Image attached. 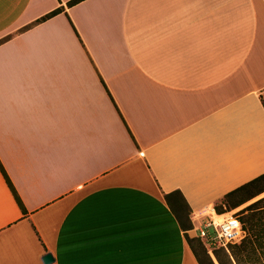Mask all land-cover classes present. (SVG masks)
<instances>
[{
    "label": "crops",
    "instance_id": "crops-1",
    "mask_svg": "<svg viewBox=\"0 0 264 264\" xmlns=\"http://www.w3.org/2000/svg\"><path fill=\"white\" fill-rule=\"evenodd\" d=\"M69 1L0 0V264H198L164 194L264 173V0Z\"/></svg>",
    "mask_w": 264,
    "mask_h": 264
},
{
    "label": "trees",
    "instance_id": "trees-1",
    "mask_svg": "<svg viewBox=\"0 0 264 264\" xmlns=\"http://www.w3.org/2000/svg\"><path fill=\"white\" fill-rule=\"evenodd\" d=\"M80 1L81 0H71L68 2V6L74 5ZM63 10V7L56 8L37 19L31 25L44 21ZM29 26L30 25L24 28ZM77 36L79 37L78 33ZM5 39L6 38L1 39L0 42ZM107 92L110 95L108 90ZM0 171L12 192L16 203L21 211L25 213L26 210L22 200L16 192L1 162ZM263 192L264 173L228 192L220 202L215 204V207L219 213L230 211ZM164 200L170 210L174 213L181 229L184 232L191 230L193 228L191 220L192 211L181 191L173 190L165 193ZM239 218L242 223V228L245 231V236L239 241L229 244L228 250L224 247H215L213 252L216 261L218 264H264V196L241 209L239 211ZM186 241L198 264H215L202 239L194 236L190 237L186 234Z\"/></svg>",
    "mask_w": 264,
    "mask_h": 264
},
{
    "label": "built area",
    "instance_id": "built-area-1",
    "mask_svg": "<svg viewBox=\"0 0 264 264\" xmlns=\"http://www.w3.org/2000/svg\"><path fill=\"white\" fill-rule=\"evenodd\" d=\"M192 230L196 231V237L204 241L210 255L214 254L215 247L228 250L229 244L239 241L245 235L238 213L234 210L219 213L215 206L208 210L199 225H193Z\"/></svg>",
    "mask_w": 264,
    "mask_h": 264
},
{
    "label": "rangeland",
    "instance_id": "rangeland-1",
    "mask_svg": "<svg viewBox=\"0 0 264 264\" xmlns=\"http://www.w3.org/2000/svg\"><path fill=\"white\" fill-rule=\"evenodd\" d=\"M263 196H264V193H261L260 195L254 197L253 199H251V200H249V201L243 203V204L240 205L239 207H236V208H234V209H232V210H234L236 213L239 214V211H240L241 209H243L244 207H246V206L249 205L250 203H252V202H254V201L260 199V198L263 197ZM194 237H196V236H194ZM213 261H214V260H213ZM214 262H215V261H214ZM215 264H216V263H215Z\"/></svg>",
    "mask_w": 264,
    "mask_h": 264
},
{
    "label": "water",
    "instance_id": "water-1",
    "mask_svg": "<svg viewBox=\"0 0 264 264\" xmlns=\"http://www.w3.org/2000/svg\"><path fill=\"white\" fill-rule=\"evenodd\" d=\"M42 261L44 264H51L54 261V257L51 252H47L42 256Z\"/></svg>",
    "mask_w": 264,
    "mask_h": 264
},
{
    "label": "snow or ice",
    "instance_id": "snow-or-ice-1",
    "mask_svg": "<svg viewBox=\"0 0 264 264\" xmlns=\"http://www.w3.org/2000/svg\"><path fill=\"white\" fill-rule=\"evenodd\" d=\"M233 223H234V221H233Z\"/></svg>",
    "mask_w": 264,
    "mask_h": 264
}]
</instances>
